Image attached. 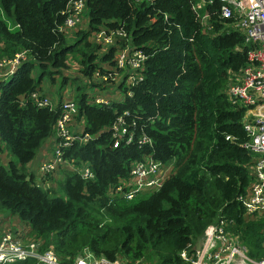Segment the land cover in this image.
I'll return each instance as SVG.
<instances>
[{"label":"trees","instance_id":"1","mask_svg":"<svg viewBox=\"0 0 264 264\" xmlns=\"http://www.w3.org/2000/svg\"><path fill=\"white\" fill-rule=\"evenodd\" d=\"M67 2L0 0V58L23 49L31 55L0 81V212L25 221L28 233L54 245L65 262L83 246L128 264H191L185 258L195 255L197 238L221 218L233 235L239 232L250 257H264V214L248 218L238 199L251 181L253 155L244 147L245 107L225 92L249 46L232 19L220 16V0H85L88 26L72 37L61 29ZM101 27L127 35L100 50L92 35ZM126 44L146 54L130 95L96 102L81 91L87 84H77L73 95L76 125L92 137L65 148L66 156L87 161L94 176L63 167L56 187L41 185L27 166L55 136L61 98L51 108L31 93L44 95L43 79L54 82L69 58L79 62V77L94 84L95 69L119 70L116 52ZM66 79L61 76V89ZM120 116L133 135L129 142L112 136ZM142 135L151 143L140 144ZM146 154L172 163L161 186L133 199H110L108 186Z\"/></svg>","mask_w":264,"mask_h":264},{"label":"built area","instance_id":"2","mask_svg":"<svg viewBox=\"0 0 264 264\" xmlns=\"http://www.w3.org/2000/svg\"><path fill=\"white\" fill-rule=\"evenodd\" d=\"M151 1V0H147ZM194 7V5H193ZM85 0H68L67 15L61 29L65 34L74 30L83 21L85 15ZM219 14L224 18H231L233 27L242 31L245 42L249 46L246 63L227 80L225 92L229 98L244 106L243 125L249 139L244 147L253 152L249 165L251 181L243 194L238 196L248 218H255L264 214V0H220ZM123 30L107 31L105 28L95 30L92 38L101 47L116 44L118 39L126 37ZM101 49V48H100ZM104 49V50H105ZM31 55L25 49L12 56L0 58V81L9 77L17 69L21 61L29 59ZM146 58L142 49H132L126 44L116 52V62L119 70L101 72L95 69L90 80L95 91L89 95L96 102L107 103L110 98L108 89L118 90L121 94L117 99H122L124 94L130 95V85L135 84L141 76V68ZM88 80V79H86ZM90 82V81H88ZM122 85V86H121ZM31 97L38 105H47L51 108L57 100L48 93L35 90ZM60 112L55 123L54 147L49 152H44L38 163V182L44 183L46 174H53L61 167H68L77 171L83 178H91L94 172L87 161L80 164L74 158L66 156L67 147L74 142H85L92 135L77 126L75 116L78 105L73 97L60 101ZM112 136L115 139H124L129 142L133 135L124 122L123 117H118L111 125ZM138 142L151 143L147 135L138 138ZM164 164L151 154L132 161L129 174L117 180L107 188L110 199L121 196L133 199L157 190L164 178ZM224 218L211 223L200 242L202 245L196 249L195 255L186 257L185 251L181 256L189 259L191 264H264V257L255 259L247 254V248L236 238L227 227ZM25 231L14 232L6 228L0 233V264H7L20 259H33L34 264H128L122 257L109 259L104 255H96L88 247H84L73 257L64 261L52 247L42 245L41 239L25 240Z\"/></svg>","mask_w":264,"mask_h":264},{"label":"rangeland","instance_id":"3","mask_svg":"<svg viewBox=\"0 0 264 264\" xmlns=\"http://www.w3.org/2000/svg\"><path fill=\"white\" fill-rule=\"evenodd\" d=\"M84 15H85V17H84L83 21L81 22V25H79L76 28H74V30H72L73 32H75V30H77L79 28H82L81 26H85V27L88 26L87 25L88 21H86V18L88 19L87 9H85ZM230 24H231V26H233L232 23H230ZM101 28H103V27H101ZM72 31L70 32V34L67 33L66 35H68L69 37H72V33H73ZM101 49L104 50L105 47H101ZM104 63L107 64L106 62H104ZM79 69H80L79 62L76 59L69 58L68 61H67V66L63 68L61 73L60 74H55L54 82H51L46 77V78L43 79L42 86H41L40 89L42 91L48 93L51 97L54 98V100H57L59 97L61 99H64V98H67V97H73V95L75 97V94L78 92V90H76V85L77 84H79L81 86L82 85L84 86L85 84H87V85H85L84 88H82L81 91H84L85 88H86L88 93H91V92L95 91L93 86L91 85V83H88V82H86L87 81L86 79L79 77V76H81L80 75L81 71H79ZM37 71H39L38 67H35L34 70H33V73L36 74ZM62 75L65 76L67 79H66V82H65L63 88L61 89V87H59L60 86L59 83H60ZM114 90L108 89V92L110 94L111 100H116L121 95L119 93L114 92ZM115 91L119 92L117 89ZM2 159H3L4 162L7 161V156H5L4 153H2ZM61 168L63 169V167H61ZM61 168H60V170L55 171L53 174H50L49 178L47 177L45 179V182L44 183H40V184L41 185H48V186L51 185L52 187H56V183H57L58 179H60L61 176H62ZM171 168H172V163L171 162L164 164L165 177L169 174ZM36 175L37 176H35L36 177L35 180H38L37 179L38 178V172H37ZM2 216H6V214L0 212V232H3L6 228H9L10 230H12L14 232H17V231L27 232L25 230H26V228H28V224L25 221L19 219L17 215H15V214L14 215H9V217H10L9 220L7 218H5V217H2ZM233 232L235 234L234 236L236 238H238V240L242 244H244V242L240 238L239 232L235 231L234 229H233ZM24 237H25V240L34 238L29 233L24 234ZM202 242H203V240L201 242H199V246L202 245ZM46 247H52L55 250L54 245H49V246H46ZM81 248L80 249L76 248V253L80 252ZM97 255H102V254H97ZM132 263L133 264H139L138 262H132Z\"/></svg>","mask_w":264,"mask_h":264},{"label":"crops","instance_id":"4","mask_svg":"<svg viewBox=\"0 0 264 264\" xmlns=\"http://www.w3.org/2000/svg\"><path fill=\"white\" fill-rule=\"evenodd\" d=\"M41 86H42V84H41ZM54 139H55V137H49L44 142V144L39 148V151H38L37 155L35 156V158L32 161H30V163L27 166L29 170H31L32 172H35L37 174L38 162L42 158V156H43L45 151L49 152L50 150H52V148L54 147ZM2 217L7 218L8 220L10 218L7 215L6 216H2Z\"/></svg>","mask_w":264,"mask_h":264},{"label":"water","instance_id":"5","mask_svg":"<svg viewBox=\"0 0 264 264\" xmlns=\"http://www.w3.org/2000/svg\"><path fill=\"white\" fill-rule=\"evenodd\" d=\"M203 235H204V234H201V236H199V237L197 238V241H196V243H195V247H196L197 249L199 248V242H200V240L202 239Z\"/></svg>","mask_w":264,"mask_h":264}]
</instances>
